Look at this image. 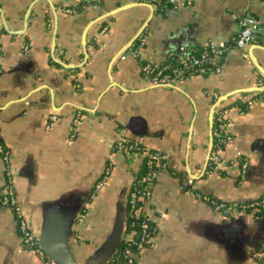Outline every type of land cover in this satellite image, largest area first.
I'll use <instances>...</instances> for the list:
<instances>
[{"label": "crops", "instance_id": "obj_1", "mask_svg": "<svg viewBox=\"0 0 264 264\" xmlns=\"http://www.w3.org/2000/svg\"><path fill=\"white\" fill-rule=\"evenodd\" d=\"M187 1L0 0V144L9 154L13 193L38 234L46 205L58 204L64 216L91 189L85 220L76 221L69 241L75 264L106 243L143 168L142 159L128 163L115 151L117 138L164 157L143 202L152 216L151 245L135 252L131 264L264 262V214L227 217L195 196L231 205L264 198V101L250 103L264 95V35L216 59L219 72L174 86H152L141 70L142 63L171 61L179 48L200 52L230 42L243 17L256 19L263 33L264 0ZM139 39L134 58L129 51ZM220 108L228 110L230 138L220 151V172L209 174L211 121ZM52 111L57 121L46 129ZM77 111L83 122L70 136ZM239 158L246 160L243 170ZM107 166L105 188L91 198ZM4 170L0 156V188ZM0 264H46L22 247L14 216L3 208Z\"/></svg>", "mask_w": 264, "mask_h": 264}, {"label": "built area", "instance_id": "obj_2", "mask_svg": "<svg viewBox=\"0 0 264 264\" xmlns=\"http://www.w3.org/2000/svg\"><path fill=\"white\" fill-rule=\"evenodd\" d=\"M140 2L160 6L161 0H140ZM190 4V1H187ZM67 12H70L68 9ZM260 23L249 17H243L238 20V29L235 35L228 43H210L200 52L179 48L178 52L170 54L169 58L173 64L165 63L161 66H154L148 63H142L141 70L149 83L155 87H170L180 81H187L194 76H206L210 73L219 72V68L215 65V60L220 58L230 49H243L246 46L260 40ZM260 40L264 46V37ZM138 44L129 51L134 58H140L138 49L142 47L139 39ZM125 57L121 56V60ZM141 60V59H139ZM210 98L213 102L218 100V95L212 93ZM257 100L264 101L263 96H255L250 103ZM227 108L217 109L212 119V144L208 150L206 163L204 165L205 173H219L221 170L220 151L229 140L227 127ZM57 121V113L52 111L46 123V129L52 127ZM83 122V115L79 111L73 114L71 125L69 128L70 136H73L78 127ZM113 148L122 154L128 163L138 159L143 160V164L147 166L148 172L138 176L135 175L131 182L130 191L127 198V222L125 226V234L123 243L117 254L112 258L109 264H131L134 259V253L140 252L144 248L150 246V235L152 216L147 209L144 208L143 202L148 197L153 182L158 173L164 169V157L153 150L141 146L136 140L117 138L113 143ZM0 156L4 162V172L6 176V184L0 188V208L11 212L16 222V228L21 245L24 249L34 251L38 256L44 258L43 253L37 247L34 233L30 230L27 221L21 213L20 205L13 193L11 173L9 171V154L0 144ZM240 170L246 166V160L239 158L237 160ZM110 175V168L107 166L99 179L95 182L91 198L98 196L105 188L106 182ZM188 180V184H191ZM204 202L208 203L213 211L225 216L248 214L253 218H258L264 214V198L241 204L231 205L218 200H214L208 196H200ZM89 204L86 203L82 212L77 218L78 223H83L86 217ZM137 228V229H135ZM45 259V258H44ZM46 264H50L46 259ZM259 261L258 264H262Z\"/></svg>", "mask_w": 264, "mask_h": 264}, {"label": "water", "instance_id": "obj_3", "mask_svg": "<svg viewBox=\"0 0 264 264\" xmlns=\"http://www.w3.org/2000/svg\"><path fill=\"white\" fill-rule=\"evenodd\" d=\"M211 144L212 131L210 133L209 149ZM90 194L91 189L86 194L81 204L74 210L66 213L64 216H61L62 214H59L56 210V206L58 204L46 205L45 209L41 211L42 221L38 234L33 232L29 227L34 233L37 247L50 264H75L69 248V241L72 239L73 235L72 227L75 225L78 216L89 200ZM126 204V198L125 201L120 203V205L118 204L119 206L115 212L110 236L108 237L106 243L98 248L93 256L85 261L84 264H108L117 254L119 245L121 244L125 234V226L127 222ZM262 264H264V262Z\"/></svg>", "mask_w": 264, "mask_h": 264}, {"label": "trees", "instance_id": "obj_4", "mask_svg": "<svg viewBox=\"0 0 264 264\" xmlns=\"http://www.w3.org/2000/svg\"><path fill=\"white\" fill-rule=\"evenodd\" d=\"M263 31H264V29H263ZM166 63L173 64L174 62L173 61H169V62H166ZM147 172H148L147 166L143 165V168H142L141 172H139L138 176H141V175H143V174H145ZM150 227H151V224H150ZM135 229H137V228H135Z\"/></svg>", "mask_w": 264, "mask_h": 264}]
</instances>
